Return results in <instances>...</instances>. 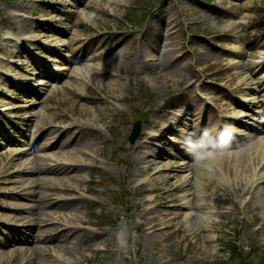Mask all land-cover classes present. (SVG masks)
<instances>
[{"label":"rangeland","instance_id":"374dc122","mask_svg":"<svg viewBox=\"0 0 264 264\" xmlns=\"http://www.w3.org/2000/svg\"><path fill=\"white\" fill-rule=\"evenodd\" d=\"M263 123L264 0H0L2 264H264Z\"/></svg>","mask_w":264,"mask_h":264},{"label":"bare ground","instance_id":"6f19581e","mask_svg":"<svg viewBox=\"0 0 264 264\" xmlns=\"http://www.w3.org/2000/svg\"><path fill=\"white\" fill-rule=\"evenodd\" d=\"M26 28V27H25ZM19 32V31H18ZM19 34H25V29L24 28H22V31L21 32H19ZM22 38H26V36H24V37H22ZM26 40H28V38H26ZM25 40V41H26ZM31 39H29V41H30ZM24 42V41H23ZM25 44H27V43H25ZM28 46L29 47H31V45H29L28 44ZM55 61H56V59H55ZM75 61H77L76 59H75ZM40 82H42V81H40ZM236 102H238V101H236ZM240 115V113L239 112H236L235 114H233L232 115V118L233 119H235L236 118V116H239ZM232 119V120H233ZM90 125H89V123L88 124H85L84 126H80V130H84V129H86L87 131H91V132H95L96 130H94V129H92L91 127H89ZM250 131H253V132H255V133H258V132H261L262 130H264V123L260 126V127H258V128H254L253 130L251 129V128H248ZM197 133V132H196ZM196 133H195V136H196ZM203 135V134H202ZM75 138V140L76 141H78V138H76V137H74ZM73 140V139H72ZM79 142V141H78ZM53 143H56V140L53 142ZM195 144V146H197L196 148H198V147H200V149H203L204 148V146H203V144H202V142H198L197 144H196V142L194 141V143H193V145ZM50 145H52V144H49L48 146H50ZM209 147H211V146H209ZM255 150H257V152H256V154L257 155H259L260 156V159H259V161L257 162V165H258V170H259V172H260V170H262V172H260L261 174H264V142L263 143H261L259 146H258V148H255ZM190 152H184L183 153V156H182V158H183V160H180L179 159V165H183V164H185L184 166H187L188 165V163L193 159V156H194V152L195 151H193L192 149H190L189 150ZM85 153H87L86 151H85ZM96 153V151H94V150H92V154H91V156H93L94 154ZM86 164H89L88 162H85V165ZM214 164V162L213 161H211V160H209V161H205V163H204V165L202 166V168H211V166ZM22 166H21V169H19L20 171L21 170H23V169H26V168H28L29 167V161H24V162H22V164H21ZM59 166H61V168L62 169H64V168H66L68 165H66V163L65 162H62V163H59L58 164ZM79 166H81V165H79ZM38 166H36V168H37ZM76 166H74V168H75ZM181 167V166H180ZM33 171H35V168L34 169H32L31 171H27L26 170V172H30V173H32ZM258 172V171H257ZM206 174H208L207 172L206 173H203L202 175H204V176H206ZM186 175H189V174H186ZM186 175H184L185 177H186ZM247 176H249V175H247ZM250 176H252L251 178H249L248 177V179L249 180H252V178H255V176H254V173L251 175L250 174ZM261 177H263V179L261 180V183L260 184H256V183H254L253 182V180L250 182V186L249 187H253L254 189H257L256 191H258L259 192V194L257 195V197H261V195H262V193H263V190H264V175H261ZM181 178H179V179H177L178 181H177V183H179V185H181V183H183L184 181H186V179H184V180H180ZM260 179V178H259ZM182 185H185V182L182 184ZM183 187V186H182ZM20 234H22V235H24L25 234V232L23 233V232H19V234H17V237H18V239H20V237H19V235ZM22 235H20V236H22ZM14 240V237L11 239V238H6V240H5V242H12ZM60 255H58V257H59ZM3 259H4V257L2 256V254L0 253V264H2V261H3Z\"/></svg>","mask_w":264,"mask_h":264},{"label":"trees","instance_id":"16d2710c","mask_svg":"<svg viewBox=\"0 0 264 264\" xmlns=\"http://www.w3.org/2000/svg\"><path fill=\"white\" fill-rule=\"evenodd\" d=\"M230 252L233 259L237 260V264H245L243 260L242 253H240V250L235 246L234 244L230 245ZM215 264H229L226 260H221L219 262H216Z\"/></svg>","mask_w":264,"mask_h":264},{"label":"clouds","instance_id":"9594fccd","mask_svg":"<svg viewBox=\"0 0 264 264\" xmlns=\"http://www.w3.org/2000/svg\"><path fill=\"white\" fill-rule=\"evenodd\" d=\"M197 158H198V159H200L201 157H200V156H198Z\"/></svg>","mask_w":264,"mask_h":264},{"label":"water","instance_id":"95a60500","mask_svg":"<svg viewBox=\"0 0 264 264\" xmlns=\"http://www.w3.org/2000/svg\"><path fill=\"white\" fill-rule=\"evenodd\" d=\"M135 127H136L135 129H136V131H137L138 128H137V126H135Z\"/></svg>","mask_w":264,"mask_h":264}]
</instances>
